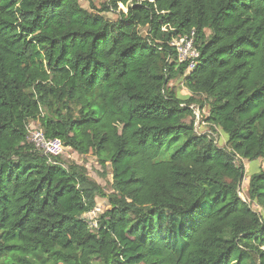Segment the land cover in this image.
Listing matches in <instances>:
<instances>
[{
	"label": "trees",
	"instance_id": "16d2710c",
	"mask_svg": "<svg viewBox=\"0 0 264 264\" xmlns=\"http://www.w3.org/2000/svg\"><path fill=\"white\" fill-rule=\"evenodd\" d=\"M80 2L0 0V264H264V171L262 212L239 195L242 162L264 159V0ZM192 33L189 70L171 43ZM32 124L94 154L112 191L50 162Z\"/></svg>",
	"mask_w": 264,
	"mask_h": 264
},
{
	"label": "rangeland",
	"instance_id": "374dc122",
	"mask_svg": "<svg viewBox=\"0 0 264 264\" xmlns=\"http://www.w3.org/2000/svg\"><path fill=\"white\" fill-rule=\"evenodd\" d=\"M106 1L107 0H81L80 4L84 9L89 10L91 8V5H94L97 8H99ZM121 11L127 12V9L123 7V5H119L117 11L108 13L106 15L109 19L115 21L119 18L120 16L119 14ZM170 87L174 92L177 93V95H179L182 98H187V96H190V93L185 88V86L183 85V81L180 78L171 82ZM201 115L203 117L202 121L204 122V124L201 125L199 132L201 134L203 133L212 134L214 138L217 140L219 146L221 148H225L227 145L226 134L220 128H215L206 121V118L209 115V110L206 108L201 112ZM60 158L62 164L65 167H68L72 164L85 166L91 180L95 181L98 185H100L105 190V192L110 193L112 191L111 188L112 176H111L110 168L102 169L101 165L98 163L97 158L94 154H90L87 157H82L79 154H77L75 151L71 149H67ZM242 163L245 165V178L240 191L244 198H248L252 177L255 174L264 171V159L258 161H243ZM238 164H240V161L238 162ZM99 207L102 209L103 212V210L107 209V202L99 201ZM250 207L257 212H262V210L259 209V207L255 203H251ZM100 214L101 213H97L96 215H91L89 217L95 219L99 217ZM91 226H95V222L91 223Z\"/></svg>",
	"mask_w": 264,
	"mask_h": 264
},
{
	"label": "built area",
	"instance_id": "2783aa9c",
	"mask_svg": "<svg viewBox=\"0 0 264 264\" xmlns=\"http://www.w3.org/2000/svg\"><path fill=\"white\" fill-rule=\"evenodd\" d=\"M163 30H165V28ZM171 45L177 52L179 63H189V70L194 69L195 61L199 57V52L195 44V34L192 33L188 36L175 38L173 39ZM192 110L196 119L195 131L199 135H204V133L201 134L199 132L201 125L204 124V122L202 121L203 117L201 115V112L196 107H193ZM28 133L29 140L34 145L35 149L47 156L50 162L54 164L56 163V159L60 158L67 150L61 140L47 138L44 132L42 130H39L35 125L29 127ZM239 195L248 205L253 203L249 197L244 198L241 194V191L239 192ZM97 213H102V209L99 206L94 211L84 215V218L89 222L90 226L91 223L95 222V226H92L93 228L97 226L98 217L92 219V217L89 216L96 215Z\"/></svg>",
	"mask_w": 264,
	"mask_h": 264
}]
</instances>
